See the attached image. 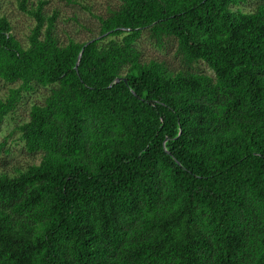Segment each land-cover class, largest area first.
<instances>
[{
    "label": "trees",
    "instance_id": "obj_1",
    "mask_svg": "<svg viewBox=\"0 0 264 264\" xmlns=\"http://www.w3.org/2000/svg\"><path fill=\"white\" fill-rule=\"evenodd\" d=\"M18 5L0 124L46 95L17 127L38 163L0 173V264H264V0H115L84 40ZM144 34L187 69L145 61Z\"/></svg>",
    "mask_w": 264,
    "mask_h": 264
},
{
    "label": "rangeland",
    "instance_id": "obj_2",
    "mask_svg": "<svg viewBox=\"0 0 264 264\" xmlns=\"http://www.w3.org/2000/svg\"><path fill=\"white\" fill-rule=\"evenodd\" d=\"M35 4L37 0H29ZM45 2L43 13L56 16V34L66 40L71 37L84 40L90 37V30L96 33L97 21L95 15H105L109 9L114 8L115 0H42ZM6 15L13 27V34L21 43H26L27 35L33 27L35 20L26 10L18 5V0H0V15ZM142 58L162 61L171 70L187 69L180 58L175 55V45L167 40L162 48H158L153 40L146 34L140 39ZM193 70H202L212 74L205 63L191 66ZM16 85L0 80V99H4L9 89ZM46 90L36 87L34 91L24 94L16 108L9 113L0 124V173L14 174L32 163H38V158L26 153L23 143L19 139L17 127L27 121L30 107L34 103H41Z\"/></svg>",
    "mask_w": 264,
    "mask_h": 264
},
{
    "label": "water",
    "instance_id": "obj_3",
    "mask_svg": "<svg viewBox=\"0 0 264 264\" xmlns=\"http://www.w3.org/2000/svg\"><path fill=\"white\" fill-rule=\"evenodd\" d=\"M120 80H124V81H126V78H117V79H115V82H119Z\"/></svg>",
    "mask_w": 264,
    "mask_h": 264
}]
</instances>
